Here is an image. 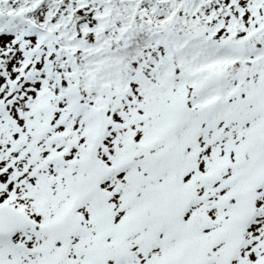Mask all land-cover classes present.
<instances>
[{
    "label": "snow or ice",
    "instance_id": "obj_1",
    "mask_svg": "<svg viewBox=\"0 0 264 264\" xmlns=\"http://www.w3.org/2000/svg\"><path fill=\"white\" fill-rule=\"evenodd\" d=\"M0 264H264V0H0Z\"/></svg>",
    "mask_w": 264,
    "mask_h": 264
}]
</instances>
